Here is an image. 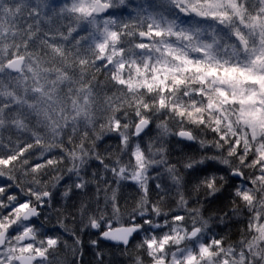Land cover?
Here are the masks:
<instances>
[{
  "label": "clouds",
  "instance_id": "9594fccd",
  "mask_svg": "<svg viewBox=\"0 0 264 264\" xmlns=\"http://www.w3.org/2000/svg\"><path fill=\"white\" fill-rule=\"evenodd\" d=\"M0 264H264V0H0Z\"/></svg>",
  "mask_w": 264,
  "mask_h": 264
}]
</instances>
